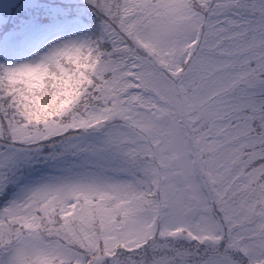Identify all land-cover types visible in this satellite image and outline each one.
<instances>
[{
    "label": "snow or ice",
    "instance_id": "obj_1",
    "mask_svg": "<svg viewBox=\"0 0 264 264\" xmlns=\"http://www.w3.org/2000/svg\"><path fill=\"white\" fill-rule=\"evenodd\" d=\"M78 7L0 53V264H264V0Z\"/></svg>",
    "mask_w": 264,
    "mask_h": 264
},
{
    "label": "rangeland",
    "instance_id": "obj_2",
    "mask_svg": "<svg viewBox=\"0 0 264 264\" xmlns=\"http://www.w3.org/2000/svg\"><path fill=\"white\" fill-rule=\"evenodd\" d=\"M30 3L34 1L33 3L35 6L39 4L41 0H28ZM46 1V0H44ZM49 2V1H46ZM8 2L6 0H0V8L3 5H6ZM7 10H10V7L7 5ZM36 10V9H34ZM13 14H15V20H12L14 23L19 22L20 20H23L25 23H22L21 28L19 29L18 36L17 37H12L14 32L17 30L15 29L16 27H13L12 30L9 33V37H5L2 39V43L0 44V52L4 53L12 49H16V56L15 59L18 60H23V59H28L30 58L36 51H39L42 49V47L48 43L51 39L55 37H59L60 39H64L68 36L78 34L79 28L76 25V19L73 20V22L66 26L64 29L55 31L54 33H46V37H43L40 41H36V38L47 29V27L42 24L44 29L41 31H38L40 29H35L37 25L32 24V22H28L26 19L27 16L30 15V11L27 13L26 17H23L21 13H17L16 10H11ZM79 17V16H78ZM80 18H82L80 16ZM30 24L33 28L32 31H25V25ZM51 26V25H50ZM14 41V42H13Z\"/></svg>",
    "mask_w": 264,
    "mask_h": 264
},
{
    "label": "trees",
    "instance_id": "obj_3",
    "mask_svg": "<svg viewBox=\"0 0 264 264\" xmlns=\"http://www.w3.org/2000/svg\"><path fill=\"white\" fill-rule=\"evenodd\" d=\"M49 1V2H46ZM41 0L39 2V4L36 5L37 10L35 12L40 13L42 8H45L44 10L47 11L49 9H53V11H64V12H68L69 11V5H71L73 7V10L78 13V14H82V12L84 11L82 8L78 7V5H82L83 4V0H79L78 3L74 4H69V5H65L63 3H61V0ZM34 2V1H33ZM32 2L31 7H35V4ZM44 11V12H45Z\"/></svg>",
    "mask_w": 264,
    "mask_h": 264
}]
</instances>
